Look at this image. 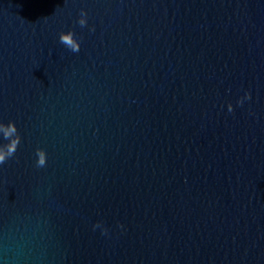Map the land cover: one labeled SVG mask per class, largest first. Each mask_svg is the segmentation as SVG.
Returning <instances> with one entry per match:
<instances>
[{
  "label": "water",
  "instance_id": "water-1",
  "mask_svg": "<svg viewBox=\"0 0 264 264\" xmlns=\"http://www.w3.org/2000/svg\"><path fill=\"white\" fill-rule=\"evenodd\" d=\"M0 159V264H264V0H0Z\"/></svg>",
  "mask_w": 264,
  "mask_h": 264
},
{
  "label": "clouds",
  "instance_id": "clouds-1",
  "mask_svg": "<svg viewBox=\"0 0 264 264\" xmlns=\"http://www.w3.org/2000/svg\"><path fill=\"white\" fill-rule=\"evenodd\" d=\"M81 17H86V13L82 11L81 12ZM79 23L81 24V26H83L84 23H85V20L84 19H80ZM247 98H248V94H245V97L241 98V100L238 101V104L243 103V100L247 99ZM229 111H231V109H229ZM2 162H3V160L0 159V163H2ZM121 227H123V226L121 225ZM107 233H108V229L107 228L102 231V234H104V235H107Z\"/></svg>",
  "mask_w": 264,
  "mask_h": 264
}]
</instances>
